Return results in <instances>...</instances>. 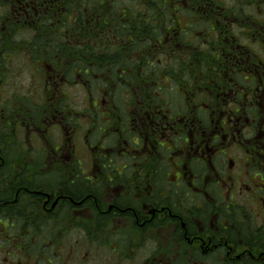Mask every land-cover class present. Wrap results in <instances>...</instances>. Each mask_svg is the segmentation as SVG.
Wrapping results in <instances>:
<instances>
[{
	"label": "flooded vegetation",
	"instance_id": "1",
	"mask_svg": "<svg viewBox=\"0 0 264 264\" xmlns=\"http://www.w3.org/2000/svg\"><path fill=\"white\" fill-rule=\"evenodd\" d=\"M190 13L158 37L132 13L50 57L22 48L44 99L0 107V264H264V21ZM22 131L44 152L20 155Z\"/></svg>",
	"mask_w": 264,
	"mask_h": 264
},
{
	"label": "trees",
	"instance_id": "2",
	"mask_svg": "<svg viewBox=\"0 0 264 264\" xmlns=\"http://www.w3.org/2000/svg\"><path fill=\"white\" fill-rule=\"evenodd\" d=\"M24 2H32L36 6V10H32L30 14L32 22L27 20L21 9ZM236 8V5L227 6L224 0H0V65L2 59L9 68L10 57L24 55L22 48H25L26 41L18 44L14 40L18 34L31 32L34 35L28 43L34 48L31 52L37 58L50 57L62 49L66 51L71 43L84 42L85 36L88 41L95 34L89 30L98 28L105 20L117 22L118 19H129L133 13L139 30L146 28L156 37L161 31L156 22L163 20V17L171 18L172 25L176 26L173 21L178 19L179 13L183 17L197 10L203 16V22L208 19L212 28L215 24L212 17L216 12H221L229 19L236 18L239 24L245 17H241ZM226 9L229 10L227 13ZM11 34L14 36H10ZM7 54L6 60L3 56L7 57ZM0 75L2 78L3 74ZM153 87L155 90L160 89L156 84ZM116 101L118 105L121 104L120 100ZM122 104L125 105L123 101ZM13 148L11 145V153Z\"/></svg>",
	"mask_w": 264,
	"mask_h": 264
},
{
	"label": "rangeland",
	"instance_id": "3",
	"mask_svg": "<svg viewBox=\"0 0 264 264\" xmlns=\"http://www.w3.org/2000/svg\"><path fill=\"white\" fill-rule=\"evenodd\" d=\"M227 6L236 5L238 10L241 13V17H245L241 20V25L237 27H246L253 26V22L258 23L260 20L264 21V0H224ZM30 19V18H29ZM180 22L183 24V19H180ZM258 26V25H257ZM235 27L236 33H239L240 30ZM10 36H14L11 34ZM33 34L23 33L21 35H15L14 40L18 41V44H22V41L25 40L26 44L33 39ZM264 57V51L261 52ZM8 58V54L6 60ZM1 61H3L1 59ZM9 74L8 78L5 79L6 83H0V107H9V110H12L13 107H19L21 104L27 103L38 104L43 102L44 96H35L37 92L36 88L43 90V82L40 80V76H36V66L31 63L25 56H13L8 59ZM101 71L100 66L98 68ZM65 91L68 93L66 99L63 100L62 104H69L72 109L80 111L81 113L86 110L87 106L91 104V100L86 95V89L84 85H72L65 88ZM64 97H62L63 99ZM50 103V101H48ZM1 109V108H0ZM19 144L18 148L20 155H38L39 152L44 151V145L41 146L40 141L35 135L27 140L26 132L22 131L19 135ZM36 149H40L35 152ZM81 154L84 156L88 155V152L83 147H79ZM236 151V153H234ZM232 152L233 155L238 154L239 151L235 150Z\"/></svg>",
	"mask_w": 264,
	"mask_h": 264
}]
</instances>
